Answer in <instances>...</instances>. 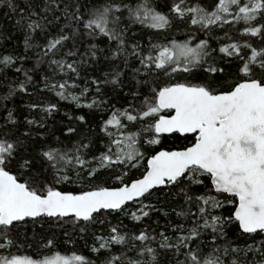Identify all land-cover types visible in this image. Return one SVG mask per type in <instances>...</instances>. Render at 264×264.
Returning a JSON list of instances; mask_svg holds the SVG:
<instances>
[{
	"label": "snow or ice",
	"instance_id": "6c2138e0",
	"mask_svg": "<svg viewBox=\"0 0 264 264\" xmlns=\"http://www.w3.org/2000/svg\"><path fill=\"white\" fill-rule=\"evenodd\" d=\"M166 7L167 12L161 11L155 0H0V9H7L4 15L18 16L15 26L25 33L23 53H0V87L6 89L0 95V108L6 112L0 118V264H161L169 252L174 264H264V239H254L264 237V0H214L210 6L200 0H170ZM173 17L209 34L214 26L243 25L238 39L225 32L218 49L228 67L235 64L233 79L225 67L210 61L216 49L195 32L186 40L128 43L129 33L135 36L134 25L166 30ZM38 32L43 44L33 42ZM254 37L260 38L255 46L250 42ZM85 38L90 42L82 51L79 42ZM99 39L106 41L109 55L94 42ZM32 49L38 51L28 67ZM101 56H123L125 66L130 57L138 60L124 95L139 104L109 106V116L101 122L107 140L98 155L88 158L91 142L85 143L86 137L71 145L56 137L40 144L33 155L31 130L18 131L16 109L6 102L18 94L34 95L29 91L33 88L51 91L77 108L105 105L106 99H97L101 83L119 87L123 72H105L102 81L93 77L97 96L90 100L87 84L81 88L76 82L84 66ZM177 74L183 78L176 79ZM159 76L167 82L147 79ZM27 107L45 114L25 117L26 125L37 128H45L46 117L59 111L55 103ZM74 119L87 122L84 115ZM76 131L68 126L62 134ZM164 136L187 143L157 149ZM133 169L139 176L130 175ZM196 186L202 189L199 193L193 191ZM163 189H177L172 194L183 200L173 209L181 221L170 225L174 235H153L147 229L129 235L121 222L108 221L107 235L92 233L90 253L96 259L53 251L58 244L54 231L41 237L32 254L22 251L31 247L29 225L34 234L45 223L50 231L71 225L83 234L91 225H103L112 213L141 221L159 211L144 199ZM130 203L138 207L133 211ZM233 226L253 242L230 240ZM205 233L212 237L210 244L201 239ZM117 245L118 253L113 250Z\"/></svg>",
	"mask_w": 264,
	"mask_h": 264
},
{
	"label": "trees",
	"instance_id": "16d2710c",
	"mask_svg": "<svg viewBox=\"0 0 264 264\" xmlns=\"http://www.w3.org/2000/svg\"><path fill=\"white\" fill-rule=\"evenodd\" d=\"M95 2H100V0H95ZM189 2H194V0H189ZM202 4L205 6H210L214 0H200ZM156 5L161 11L167 12L166 5L170 3V0H155ZM23 6V5H21ZM7 9H0V53H23L24 52V31L19 30L15 26V20L18 19V16L12 15H4ZM243 25H225L223 28L219 26H214L211 33H206L205 31H197L195 26L190 27L187 22L178 20L176 18H172V24L166 30H154L148 29L141 25H134L132 27V32L135 33V36H132L129 33L128 43H135L139 41L144 46H147L149 43V38L153 43L155 42H165V40H170L175 38L176 40H186L188 39V34L191 32H195L198 39H209L210 47L212 49H216L215 52L212 53L210 57V61H215L217 66L225 67L227 73H229L228 79L234 78L235 73V64L231 67H228L223 58V54L219 53L218 49L221 45V41L224 38L225 32H228L233 36L234 39H238V30L242 31ZM54 34L57 31L56 27L51 29ZM219 38V39H218ZM259 37H254L250 39V42L255 46L259 42ZM34 43L43 44L44 39L41 37V34L36 33ZM90 41L85 38L83 41L79 42V46L83 51L84 48L87 47V44ZM98 44L99 47L105 48L106 51L104 56L109 55L107 51V43L104 39H99L94 41ZM228 42V41H223ZM71 47V45H69ZM113 49L115 48V43L111 46ZM38 49L29 50L27 55L32 59L28 63V67H31L32 63L36 59L35 52ZM104 56H101L99 61L96 63L89 62V64L85 65L83 70L81 71V79L77 80V84L80 85L81 88L87 84L90 89L88 93V99L90 100L93 96H97L95 92V86L91 83L93 77L100 79L101 81L104 79L105 72H111L113 69H118L124 73L121 76L122 85L114 86L112 84H103L101 83V91L102 96H97V99H106L108 101L107 104L102 105L100 107H96L93 109L88 108H77L75 103L66 100H60L58 97L54 95L51 91H38L36 89L30 88V92H34V95L27 94H18L13 100L6 102L8 108H15L16 115L20 121L19 124V132H26L31 130L33 139L29 141V151L32 152L33 155L38 151V147L40 144L45 143L46 141L51 143L55 140L56 137L60 138V141L71 145L73 142H77L83 138L85 143L91 142V147L89 149V157L92 155H98L100 151L103 150V143L106 142L107 137H105L104 133L101 131V122L103 119H107L109 116L108 108L110 105H115V107H126L129 102H134L137 105L139 104V100L132 101L131 96H125V93L130 91V84L132 82L133 77V69L139 67L138 60L134 57H130L128 59L127 65L125 66L123 63V56L116 58L114 60L105 59ZM43 68L47 69V65H43ZM51 74V73H49ZM13 73H9V76H12ZM183 77L180 74H177L176 79H182ZM22 79V77H21ZM60 79V77H57ZM147 79L153 80L154 84L163 85L167 82L168 78L164 76H159L155 79L152 77H147ZM36 80L39 82L40 76L37 75ZM38 88H43L42 83H38ZM79 88L74 91L78 94ZM146 88H142L141 91H145ZM6 89L0 87V95H2ZM32 103H40L43 105H47L48 103H55L58 106L59 111L53 112L51 116L46 117V127L45 128H37L36 126H28L24 123L25 117L37 118L39 119L45 114L42 111H30L27 105ZM6 115V112L0 108V118ZM84 115L86 118V123L78 122L74 119V117ZM72 117V119H70ZM75 127L77 129L76 133L66 136L62 133L66 132L67 127ZM135 130V129H133ZM37 133L43 134L42 136H38ZM190 139V137H189ZM185 141L181 137L177 136H164L162 137V144L156 146V148L160 147H180L186 144ZM145 148L148 146L145 145ZM143 150V149H142ZM139 172L135 169L132 170L130 175L139 176ZM105 173H101V176H105ZM75 187V186H69ZM202 189L199 186L194 187L193 191L199 193ZM177 189H172L169 192L168 189H163L159 192H155L151 197H147L144 199V203H152L156 206L159 211H153L150 213L149 217L142 219L141 221H134L130 216L124 215L122 213H112L107 216V220L103 225L96 223L89 227L88 232L79 233L78 231H73L71 225H65L63 229L61 228H53L51 231L49 230V225L45 223L44 228L41 229L36 227L35 234L33 233L32 226L29 225L27 230V244L31 245V247H25L22 251L26 254H32V252L36 249L38 245L41 243L42 236H51V232L54 231L57 237V248L53 251H59L61 255L71 256L73 252L77 254L91 255L92 259H96V254L90 253V246L93 243L92 233L96 232L98 234L107 235L108 229L111 225L108 224V221H111L112 225L117 224V222H121V226L124 232H127L129 235L139 234L140 231L147 229L151 234L156 235L160 231H165L169 235H174L170 231V225L175 224L177 222H181L178 217H176L174 208H177L179 204L183 202L182 197H178L173 195ZM167 193V194H166ZM131 210H135L138 205L134 203H130L128 206ZM231 206H229L230 208ZM178 210V209H177ZM195 209H193L194 211ZM167 212L168 215L165 216L164 213ZM103 218V217H101ZM68 232L69 235L65 236L64 233ZM237 237H239L237 239ZM228 238L230 240H236L237 243L243 245L245 242L252 243L253 238L248 236H240L235 226L229 229ZM159 236H157V241L159 240ZM203 241L207 243H211V235L209 233H205L201 238ZM255 240L259 241L260 239H264L261 236H255ZM23 240V237H22ZM131 243V242H129ZM217 243H223V240H218ZM152 247H156V243H152ZM115 252H119L121 250V246H114L113 249ZM46 254H51L46 252ZM131 255V253H130ZM174 257L172 254L166 253L161 257V264H174ZM180 259H183L181 256Z\"/></svg>",
	"mask_w": 264,
	"mask_h": 264
}]
</instances>
